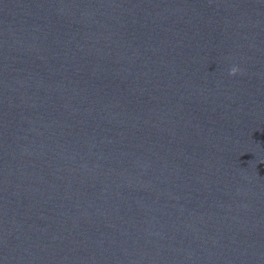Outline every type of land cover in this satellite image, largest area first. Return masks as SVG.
Listing matches in <instances>:
<instances>
[{
    "label": "clouds",
    "instance_id": "clouds-1",
    "mask_svg": "<svg viewBox=\"0 0 264 264\" xmlns=\"http://www.w3.org/2000/svg\"><path fill=\"white\" fill-rule=\"evenodd\" d=\"M239 71H240L239 68H237V67H233V68L230 70V75H236Z\"/></svg>",
    "mask_w": 264,
    "mask_h": 264
}]
</instances>
